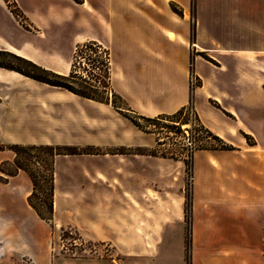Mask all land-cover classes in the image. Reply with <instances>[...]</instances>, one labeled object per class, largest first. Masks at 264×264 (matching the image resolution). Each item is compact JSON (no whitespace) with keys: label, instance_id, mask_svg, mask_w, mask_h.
I'll return each instance as SVG.
<instances>
[{"label":"crops","instance_id":"0c3cea01","mask_svg":"<svg viewBox=\"0 0 264 264\" xmlns=\"http://www.w3.org/2000/svg\"><path fill=\"white\" fill-rule=\"evenodd\" d=\"M227 2L0 0V49L68 75L79 45L101 44L110 53L113 90L148 117L190 104L194 36L197 50L213 59H193V76L201 81L193 92L194 111L205 127L235 147L192 153L188 222L184 201L159 203L168 193L162 178H148L161 175L149 171L152 162L168 159L146 152L157 143L151 133L111 103L0 67V145L132 151L58 156L51 222L40 219L27 202L30 176L22 170L9 176L0 184V264H22L24 257L33 264H264V0H235L238 31L250 43H206L201 13H220ZM0 154L1 161L12 159L7 150ZM96 159L124 160L121 187L109 186L116 173ZM64 226L74 227L80 239L76 246L83 245L74 257L51 247L54 231ZM87 244L90 250L83 248ZM147 245H155L152 255Z\"/></svg>","mask_w":264,"mask_h":264},{"label":"rangeland","instance_id":"374dc122","mask_svg":"<svg viewBox=\"0 0 264 264\" xmlns=\"http://www.w3.org/2000/svg\"><path fill=\"white\" fill-rule=\"evenodd\" d=\"M172 8L179 14L181 13L179 7H177L175 4L172 5ZM12 11L14 14L18 12L14 7H12ZM195 12L196 11L194 7L192 8L191 15L192 20L194 19V22H196ZM201 17L205 26L204 30L206 32V43L218 46L227 45L239 47L251 42L249 39H244L243 37H241V34L238 31V5L235 0H228L227 4L225 5V8H222L221 12L217 14H213L206 10H203V12L201 13ZM21 21H23L22 16ZM101 46L103 47V50L105 49L109 53L106 47H104L103 45ZM197 49L198 46L196 45V39H194L193 36L190 46V63L192 64V67L194 66L193 59L196 56L208 61L213 60L208 56L207 52ZM2 59H4L6 62L12 61L10 58L7 57ZM103 60V51L99 52V50L95 46L93 50L88 49L81 53L75 50L72 65L74 64V70L76 71L77 83L83 85V80H87L90 83L101 85L100 82H98V79H102L101 75L103 73L104 67L101 66V63L103 62ZM13 63L17 64L16 62ZM192 67L190 66V68ZM190 73L191 86L196 89V85L200 83V80H197L193 76V73L191 71ZM194 89L192 90V98ZM97 94L104 98H110L111 100H113L112 94L109 90L107 91L100 87V89L97 90ZM115 101L117 105L124 106L123 100L117 98L115 99ZM120 115L122 117H126L122 113H120ZM138 122L143 128L142 130L146 131L147 133H151V137H154V139H156L157 141L154 147L146 148V152L151 155H160L162 157L168 158L158 160L165 161L163 164H160L159 162H152L149 165V171L161 173V175H150L148 176V178H151L152 180L158 177L162 178L163 188L166 189V191L168 192L164 193V196L162 198H159L158 202L163 204H176L178 201H181V203H183L184 201L186 220L190 222L191 210L189 209L190 205L192 204V153L200 148H210L214 146H219L220 143L214 138H212L204 128L202 129L199 124V121L197 120L196 112L190 109L186 110L184 113L180 114L177 117H173L171 115H161L151 117L150 120L138 119ZM77 147H80L85 150H91L93 152H96L95 154L117 153L123 148H125L115 146L100 147L92 145ZM5 150H7V152L12 156V159L2 160L8 162V164H5L3 167L5 170L10 171L14 168L12 161L15 154L12 150ZM181 159L185 161V164L180 162ZM2 161L0 159V165ZM101 161L102 160L100 159H96V162L94 161V163H98L100 166H104L105 168H109L110 170L114 169L116 173L113 176L114 179L110 182L109 186L121 187L124 178V160L106 159L104 163H102ZM65 164L66 162L63 161L60 166H64ZM37 169L38 170L34 171L36 174H44L46 172L44 168L40 166H37ZM58 172L60 178H62L63 174L61 167L59 168ZM7 178H9V176L0 171V184L3 183ZM72 178H75V176L72 175ZM41 191L39 192L38 197L44 198L43 191ZM148 202L150 201L148 200ZM53 235L54 237L51 241V247L56 250V253L60 255L63 254L66 257H74L81 253V247L83 245L76 246V243H80V239L79 234L74 227H58L54 231ZM83 248L86 250H90V245H84ZM154 251L155 245H147V255H152Z\"/></svg>","mask_w":264,"mask_h":264},{"label":"trees","instance_id":"16d2710c","mask_svg":"<svg viewBox=\"0 0 264 264\" xmlns=\"http://www.w3.org/2000/svg\"><path fill=\"white\" fill-rule=\"evenodd\" d=\"M80 2L81 0H76ZM195 30V29H194ZM96 42H87L81 44L77 47V52H83L85 50H93ZM10 58L12 61L6 62L2 58ZM16 62L17 64L13 63ZM104 67L103 73L101 75L102 79L99 78V84L90 83L87 80H83V85L77 83L76 71L74 70V64L72 65V70L68 75H63L56 73L52 70L46 69L33 61L16 55L12 52L0 49V67H5L8 69L16 70L28 77L36 79L47 84L61 87L67 89L75 94L82 97L90 98L99 102L112 103V105L124 116L129 118L135 125L143 129L138 119L150 120L151 117L142 115L135 111L128 102L117 92H115L111 86V74H110V60L107 62H102ZM192 67V64H191ZM190 71L193 72L192 68ZM201 81L199 84L200 85ZM103 88L104 90H109L112 94L113 100L110 98H104L97 94V90ZM194 88L191 86V91ZM121 99L124 101V106L116 104L115 99ZM192 110L193 100L191 97L190 104L188 106L182 107L177 112L170 114L173 117H177L184 113L186 110ZM167 115V114H163ZM197 115V114H196ZM161 116V115H158ZM197 120L199 121L202 129L204 128L206 132L220 143L219 146H214L210 148H200V149H235L234 146L229 145L224 139L213 133L210 129L204 126L200 121L198 115ZM9 149L14 152V158L12 164L14 166L13 170L7 171L4 169V165L8 164L6 161H2L0 165V171L8 176H14L19 171H25L31 178L32 181V191L27 197L28 204L35 210L36 214L44 221L51 222L54 218V193H55V160L58 155H79V154H95L91 150H85L74 145H56V144H7L0 145V151ZM132 152L127 148H123L117 153L124 154ZM154 155V154H153ZM37 166L44 168L46 171L44 174H36L34 171L38 170ZM192 170V163H191ZM43 191L44 198L38 197L39 192ZM41 191V192H42ZM191 203H192V193H191ZM190 205V209L191 210ZM191 237L188 234L187 240V252L190 253Z\"/></svg>","mask_w":264,"mask_h":264},{"label":"built area","instance_id":"2783aa9c","mask_svg":"<svg viewBox=\"0 0 264 264\" xmlns=\"http://www.w3.org/2000/svg\"><path fill=\"white\" fill-rule=\"evenodd\" d=\"M15 15L21 21V15H20V13L17 12ZM95 47L99 50V52H102L103 51V53H104V60H103V62H107L108 60H110L109 59V53L107 52V50H105V49L103 50V47L101 45H99V44H96ZM101 66H102V63H101ZM22 264H33V263L31 261V259H29L27 257H24L22 259Z\"/></svg>","mask_w":264,"mask_h":264}]
</instances>
